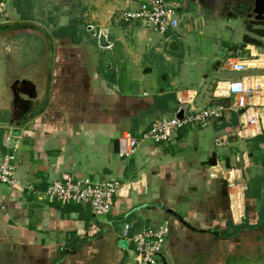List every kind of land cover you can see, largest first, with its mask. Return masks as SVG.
<instances>
[{"label": "crops", "instance_id": "obj_1", "mask_svg": "<svg viewBox=\"0 0 264 264\" xmlns=\"http://www.w3.org/2000/svg\"><path fill=\"white\" fill-rule=\"evenodd\" d=\"M176 3L178 14L187 7ZM61 9L49 0H0V163L14 152L22 181L18 187L0 183L7 206L0 214V264H137L135 245L124 236L126 225L134 234L166 221L170 231L162 255L169 264L264 260V133L238 135L237 112H226L206 127L186 126L170 142L143 143L125 157L118 153L123 133L138 138L180 107L229 105L233 98L215 94L229 80L264 84V49L250 43L241 47L235 40V54L222 56L218 67L233 71L231 62L240 59L248 69L214 87L207 80L200 82V91L177 87L178 78L169 87L156 81L146 87L143 72L151 70L143 67L151 39L145 31L119 16L118 26L105 33L108 46L103 47L99 25H89V36L82 37L80 24L64 18ZM178 30L163 35L155 50H168ZM24 34L47 46L35 55L43 52L42 67L32 64ZM162 53L167 60L175 57ZM23 79L35 84L37 97L31 108L20 109L25 119L12 123L11 86ZM182 96L192 104L180 103ZM255 104L264 110V91ZM12 131L19 134L16 148L6 142ZM240 154L246 188L234 198L227 169L239 168ZM64 173L95 182L117 179L135 188L118 197L110 213L97 216L89 205L45 198Z\"/></svg>", "mask_w": 264, "mask_h": 264}, {"label": "built area", "instance_id": "obj_2", "mask_svg": "<svg viewBox=\"0 0 264 264\" xmlns=\"http://www.w3.org/2000/svg\"><path fill=\"white\" fill-rule=\"evenodd\" d=\"M138 6L133 10L126 9L120 14V18L130 23L143 21L162 35H171L180 27L178 3L167 0H137ZM230 68L236 72H245L248 64L245 60L235 59ZM264 91L261 80L252 81L246 78L229 80L224 88L216 89L215 94L226 95L233 98L229 105L217 104L211 107L197 109L180 107L173 117H164L155 120L149 129L140 137H133L130 133H123L118 139L121 157L134 154L143 143H167L174 135L186 126L206 127L214 119H219L226 112L235 111L239 114L237 127L238 135L253 136L264 133V110L256 107L255 98ZM180 103H190L192 100L179 97ZM12 133L6 136V142L15 143ZM16 143L15 147L16 148ZM12 146V145H11ZM13 147V146H12ZM16 154L13 152L4 155L0 163V183L18 187L22 181L16 176ZM228 188L234 198L244 195L246 188L240 168L227 169ZM135 188L133 183H125L117 179L105 182H95L88 177H76L71 173H64L60 179L53 182L45 191V198L50 202L62 204L76 203L89 205L93 213L103 216L113 209L115 200L127 197ZM236 204V203H235ZM7 213V206L0 196V214ZM244 216V213L241 214ZM131 225L127 224L124 236L135 245L137 264H159L161 254L167 243L169 235L168 222L157 226H149L130 234Z\"/></svg>", "mask_w": 264, "mask_h": 264}, {"label": "rangeland", "instance_id": "obj_3", "mask_svg": "<svg viewBox=\"0 0 264 264\" xmlns=\"http://www.w3.org/2000/svg\"><path fill=\"white\" fill-rule=\"evenodd\" d=\"M167 1L184 2V0ZM49 2H59V6L62 8L60 12L64 18H71L80 24L82 37L89 36V25L93 24L99 25L96 26L98 35L101 33L107 34L109 27H116V18L124 10H133L138 6L137 0H49ZM179 14L182 25H180L178 34L174 38L177 40L180 49L173 51L169 49L168 45V50L162 51L169 54L173 53L175 57L171 58L172 60H167V54L155 50V45L159 44L163 38L162 34L155 31L146 22H130V25H133L134 28L140 27L145 31L146 38L151 39L146 47L148 57L144 62L148 65L143 67V71L146 68L151 69L148 73L143 72L147 79L146 87H149L153 81L158 82L162 87H169L171 82L178 78L180 79V85H177V87L197 88L200 91L202 90L200 82L203 80H207L208 84L211 82L214 87L218 80L244 74V72H234L218 67V61L222 60V56L226 58L229 51L233 50L234 52L233 43L235 40H241L240 32L237 30L238 23L225 20H206L200 18L197 13L187 7ZM134 33H136V30ZM23 36L25 37H23V41L30 44L31 53L34 55L31 58L32 64L36 67L39 66V68L42 67L43 52H39L36 57L35 55L37 51L42 50V47L47 50V46L43 45L42 41H38L33 35L24 34ZM86 47L85 45V50H87ZM232 54H235V52ZM34 60L39 62L37 61V64L33 63ZM184 61L186 63L182 64ZM25 67L23 66L22 70ZM183 71H185V75H183ZM206 75L209 76L208 79L204 78ZM165 76H168V79ZM159 264H162V262L159 261Z\"/></svg>", "mask_w": 264, "mask_h": 264}, {"label": "flooded vegetation", "instance_id": "obj_4", "mask_svg": "<svg viewBox=\"0 0 264 264\" xmlns=\"http://www.w3.org/2000/svg\"><path fill=\"white\" fill-rule=\"evenodd\" d=\"M183 4L200 18L238 23L240 46L250 43L264 49V0H184Z\"/></svg>", "mask_w": 264, "mask_h": 264}, {"label": "water", "instance_id": "obj_5", "mask_svg": "<svg viewBox=\"0 0 264 264\" xmlns=\"http://www.w3.org/2000/svg\"><path fill=\"white\" fill-rule=\"evenodd\" d=\"M100 45L101 46H108V41H107V36L105 33H101L100 37ZM169 49L176 51L180 49L178 43L176 40H173L169 44ZM146 70H151V69H146ZM11 89L13 91L14 95V111H13V118H12V123H20L25 119L24 112L20 110L21 108H31L33 106V101L37 97V91L35 84L27 79L23 80H16L11 86ZM22 95H26L28 98L24 99ZM24 105V106H23ZM14 136H19L17 131H12L11 132ZM237 165L239 166L240 169H243L245 167V160H244V154H240L239 157L237 158ZM231 158L227 159V166L230 167L231 164ZM160 262L162 264H169L165 257L161 254L158 255ZM230 264H264V260H242V259H233Z\"/></svg>", "mask_w": 264, "mask_h": 264}]
</instances>
